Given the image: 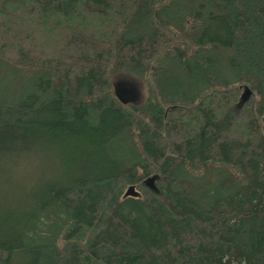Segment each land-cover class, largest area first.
<instances>
[{"label": "trees", "instance_id": "obj_1", "mask_svg": "<svg viewBox=\"0 0 264 264\" xmlns=\"http://www.w3.org/2000/svg\"><path fill=\"white\" fill-rule=\"evenodd\" d=\"M0 264H264V0H0Z\"/></svg>", "mask_w": 264, "mask_h": 264}, {"label": "rangeland", "instance_id": "obj_2", "mask_svg": "<svg viewBox=\"0 0 264 264\" xmlns=\"http://www.w3.org/2000/svg\"><path fill=\"white\" fill-rule=\"evenodd\" d=\"M112 82L113 90L114 88H118L124 91H131L133 98L129 97L126 104H139L146 98L147 90L145 84L133 77L126 74H119L113 78ZM51 157L52 155L50 153H46L39 162L42 167L46 168L45 170H50L54 165V160Z\"/></svg>", "mask_w": 264, "mask_h": 264}, {"label": "water", "instance_id": "obj_3", "mask_svg": "<svg viewBox=\"0 0 264 264\" xmlns=\"http://www.w3.org/2000/svg\"><path fill=\"white\" fill-rule=\"evenodd\" d=\"M121 90V89H120ZM114 94L117 98V100L121 103V104H126V101L129 97H132V93L131 91H118L117 88H114ZM250 96V91L248 90V88H245L242 95H241V102H245ZM156 179V176L154 177H149L147 178L145 181H144V185L149 188L150 190L156 192L157 189L154 185V181ZM127 194L130 195V196H134L135 195V192H134V188L133 187H130L127 191Z\"/></svg>", "mask_w": 264, "mask_h": 264}, {"label": "flooded vegetation", "instance_id": "obj_4", "mask_svg": "<svg viewBox=\"0 0 264 264\" xmlns=\"http://www.w3.org/2000/svg\"><path fill=\"white\" fill-rule=\"evenodd\" d=\"M117 90H118V91H122V90H120V89H118V88H117Z\"/></svg>", "mask_w": 264, "mask_h": 264}]
</instances>
